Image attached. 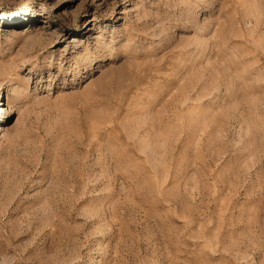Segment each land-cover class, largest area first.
I'll return each mask as SVG.
<instances>
[{
  "label": "rangeland",
  "instance_id": "obj_1",
  "mask_svg": "<svg viewBox=\"0 0 264 264\" xmlns=\"http://www.w3.org/2000/svg\"><path fill=\"white\" fill-rule=\"evenodd\" d=\"M0 264H264V0H0Z\"/></svg>",
  "mask_w": 264,
  "mask_h": 264
},
{
  "label": "bare ground",
  "instance_id": "obj_2",
  "mask_svg": "<svg viewBox=\"0 0 264 264\" xmlns=\"http://www.w3.org/2000/svg\"><path fill=\"white\" fill-rule=\"evenodd\" d=\"M6 113V112H5Z\"/></svg>",
  "mask_w": 264,
  "mask_h": 264
}]
</instances>
